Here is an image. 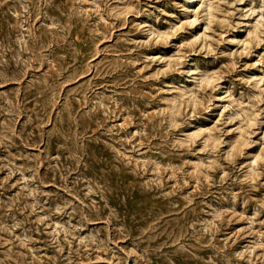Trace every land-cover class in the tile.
<instances>
[{"label": "rangeland", "instance_id": "obj_1", "mask_svg": "<svg viewBox=\"0 0 264 264\" xmlns=\"http://www.w3.org/2000/svg\"><path fill=\"white\" fill-rule=\"evenodd\" d=\"M0 264H264V0H0Z\"/></svg>", "mask_w": 264, "mask_h": 264}, {"label": "bare ground", "instance_id": "obj_2", "mask_svg": "<svg viewBox=\"0 0 264 264\" xmlns=\"http://www.w3.org/2000/svg\"><path fill=\"white\" fill-rule=\"evenodd\" d=\"M242 141V140H241Z\"/></svg>", "mask_w": 264, "mask_h": 264}]
</instances>
